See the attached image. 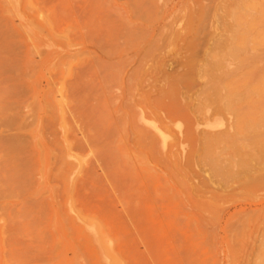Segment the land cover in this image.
<instances>
[{"label": "rangeland", "instance_id": "1", "mask_svg": "<svg viewBox=\"0 0 264 264\" xmlns=\"http://www.w3.org/2000/svg\"><path fill=\"white\" fill-rule=\"evenodd\" d=\"M211 76L264 91V0H0V264H264V92L209 145Z\"/></svg>", "mask_w": 264, "mask_h": 264}, {"label": "bare ground", "instance_id": "2", "mask_svg": "<svg viewBox=\"0 0 264 264\" xmlns=\"http://www.w3.org/2000/svg\"><path fill=\"white\" fill-rule=\"evenodd\" d=\"M3 42V41H2ZM6 46V45H5ZM261 55V54H260ZM262 56V55H261ZM248 59V58H247ZM216 63V62H215ZM217 65L219 63H216ZM191 67V66H190ZM194 69V68H193ZM13 69H11L12 71ZM195 71V70H194ZM193 71V72H194ZM6 72V71H5ZM253 73V72H252ZM15 74V73H14ZM247 75V74H246ZM190 78V76H189ZM17 79V78H16ZM214 77L211 76V82H213L212 84V94L211 95H207L204 97V103L201 104L202 109H213L214 113L213 115H218V113H222L224 111H232L235 113L236 116V121L235 124L233 126V131L229 132V133H225L222 134L220 136H214L211 137L209 139H207V141H205L206 144H214V143H221V142H225L227 140H232V142L235 144L236 139L238 138L239 141H241L242 143L246 142V137L247 136H251V138L253 136H257V129L254 126L253 121L251 120L254 117V114L252 112L246 111V112H242V109H240L241 111L238 112L239 109L236 108L237 105H240V103H244V104H249L251 109H253L254 103H255V99H260L262 93L264 92L262 88H250L248 85L243 84V85H238V84H230L229 81L227 83H225L224 85H222L223 83H221V81H214ZM8 80V79H7ZM219 80V79H218ZM263 80V79H261ZM264 81V80H263ZM217 83V84H215ZM13 86V82L11 81V86ZM18 87V86H16ZM19 88V87H18ZM23 88V87H22ZM21 88V89H22ZM20 89V88H19ZM20 89V90H21ZM23 92V90H22ZM221 92H224V95L221 94ZM22 96V95H21ZM261 101V99L259 100V102ZM14 104V103H13ZM11 104V105H13ZM248 105V107H249ZM255 106V105H254ZM16 107V106H15ZM245 107V106H244ZM249 107V108H250ZM17 108V107H16ZM243 108V107H241ZM34 111V110H33ZM221 115V114H220ZM33 117V116H32ZM8 119V118H7ZM15 119V118H14ZM148 119V118H147ZM145 120V119H144ZM197 121V120H196ZM218 121V120H217ZM8 122V121H6ZM10 122V121H9ZM8 122V123H9ZM144 122V121H143ZM204 123V122H203ZM11 124V123H10ZM23 124V123H22ZM28 124V123H27ZM202 124V123H201ZM152 125V124H151ZM164 130V129H163ZM138 131H140L138 129ZM159 131V130H158ZM141 132V131H140ZM140 132L138 134V137L140 136ZM160 132V131H159ZM191 132V131H190ZM142 133V132H141ZM161 135V132L158 133ZM163 135V134H162ZM159 136V135H158ZM164 136V135H163ZM163 136H159L162 137ZM189 136V135H187ZM144 137V136H143ZM191 137V136H190ZM156 138V137H155ZM158 139V138H157ZM166 139V138H165ZM12 140V139H11ZM153 140V139H152ZM164 140V138L162 139ZM161 140V141H162ZM139 141V140H138ZM165 141V140H164ZM18 144V141H16ZM22 142V141H21ZM20 142V143H21ZM163 142V141H162ZM164 143V142H163ZM162 143V144H163ZM22 145V144H21ZM25 146V145H23ZM17 147V146H16ZM14 148V147H13ZM26 148V147H25ZM21 149V147L19 148ZM18 149V150H19ZM15 150L17 151V149L15 148ZM26 150V149H25ZM22 154V153H21ZM24 154V153H23ZM22 154V156H24ZM21 157V156H20ZM23 160V159H22ZM24 161V160H23ZM64 163V162H63ZM186 166V165H185ZM226 170V168H225ZM229 170V169H228ZM221 171V169H220ZM217 170V172H220ZM223 171V170H222ZM249 172V171H248ZM221 173V172H220ZM142 189V188H141ZM134 191V190H133ZM140 210V209H139ZM142 210V209H141ZM143 213V212H142ZM144 214V213H143ZM134 216V215H133ZM141 216V215H140ZM143 216V215H142ZM86 220V219H85ZM81 221V220H80ZM84 221V220H82ZM94 221V220H93ZM135 221V220H134ZM85 223V222H84ZM95 223V222H94ZM87 224V223H86ZM97 227V226H96ZM91 228V227H90ZM98 228V227H97ZM88 229V227H87ZM98 231V230H97ZM98 234V233H97ZM99 236V234H98ZM97 236V237H98ZM99 238V237H98ZM101 239V238H99ZM101 242V240H100Z\"/></svg>", "mask_w": 264, "mask_h": 264}]
</instances>
